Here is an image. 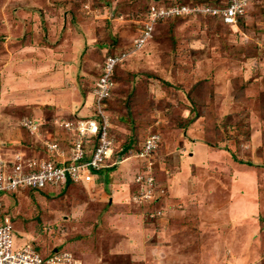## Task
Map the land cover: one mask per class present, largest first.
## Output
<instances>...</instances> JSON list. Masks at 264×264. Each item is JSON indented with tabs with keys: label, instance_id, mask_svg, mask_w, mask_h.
Listing matches in <instances>:
<instances>
[{
	"label": "rangeland",
	"instance_id": "374dc122",
	"mask_svg": "<svg viewBox=\"0 0 264 264\" xmlns=\"http://www.w3.org/2000/svg\"><path fill=\"white\" fill-rule=\"evenodd\" d=\"M156 1L221 0H0L1 150L43 155L44 143L55 138L67 157V131L53 123L60 115L54 114L52 100L60 92L81 96L75 116L64 117L89 116L92 85L105 59L131 51L147 8ZM239 23L233 28L208 16H188L160 24L145 49L116 68L117 86L109 100L119 145L131 143L136 154L150 135H160L162 146L151 158L150 172L149 162L135 156L128 160L134 163L130 177L116 167L97 172V185L87 189L71 185L56 197L40 190L18 199L9 195L6 205L16 212V228L28 232L19 237H32L46 254L62 243L78 255L85 251L87 264H264V0H256ZM15 41L19 46L12 45ZM18 50L20 68L8 61ZM64 62L74 66L72 75L66 73L62 84H48ZM27 64L36 69L32 79ZM84 106L87 114L81 115ZM25 119L44 127L31 135L20 124ZM157 121L186 136L190 124L199 123L207 132L197 140L203 146L214 142L206 143L211 152L203 147V158L195 161L198 151L191 143L167 148L168 128ZM146 171L152 184L137 183ZM117 192H122L118 204ZM250 196L254 201L247 200ZM108 215L132 219L110 231H116L109 239L116 246L112 255L106 250L109 240L97 232L100 226L110 228ZM254 218L258 227L246 235L253 254L243 250L237 260L223 259L225 242L238 241L234 236L220 240L221 231L246 233Z\"/></svg>",
	"mask_w": 264,
	"mask_h": 264
},
{
	"label": "built area",
	"instance_id": "2783aa9c",
	"mask_svg": "<svg viewBox=\"0 0 264 264\" xmlns=\"http://www.w3.org/2000/svg\"><path fill=\"white\" fill-rule=\"evenodd\" d=\"M256 0H221L216 4H184L179 2L166 4L156 1L146 12L145 20L131 51L115 52L109 55L102 66L95 85H92L90 115L69 119L60 115L53 120L54 125L67 131V157L61 152L58 139H48L43 155H29L24 151L3 152L0 148V264H82L81 260L69 249L52 250L46 254L37 249L36 243H17L18 230L15 226L16 212L6 205L9 195L18 198L31 190L45 191L47 188L64 187L69 181L89 184L96 172L122 164L130 157H139L149 162L161 146L158 134L150 135L135 154L126 145L115 142L111 133V114L109 100L115 93L117 81L116 68L123 65L133 52L145 49L153 39L157 27L179 17L197 18L208 16L224 25L238 27L239 21L247 16ZM30 134L39 133L44 127L40 121L22 120ZM131 143H128V145ZM6 147V144H2ZM132 146V144H131ZM138 151V150H137ZM139 175L137 182L152 184L153 177ZM147 196L149 197L150 194ZM147 197V198H148Z\"/></svg>",
	"mask_w": 264,
	"mask_h": 264
},
{
	"label": "crops",
	"instance_id": "0c3cea01",
	"mask_svg": "<svg viewBox=\"0 0 264 264\" xmlns=\"http://www.w3.org/2000/svg\"><path fill=\"white\" fill-rule=\"evenodd\" d=\"M15 22L17 23V20ZM21 25H23V24H21ZM14 34H17L19 36L22 33H20V30L19 31L16 30V33H14ZM18 43H19V41H15L12 45L19 46ZM12 58H11V60H8V61L11 62L10 63L11 66L20 68V64H19V59H21V57H20V51L18 50L16 54H12ZM64 63L65 64L61 66L60 70H57L56 72H54L51 75V78H48V81H47L48 84H52V81L53 80H54L55 83L62 84L63 78H65L66 75H69V76L72 75V70H73L74 66L70 62H64ZM42 67L45 68V66H43V65H42ZM68 67H71V69L68 70V71H66V68H68ZM26 69H28L29 72L31 70H36L35 68L31 67L30 64H27L26 65ZM35 73H36L35 71H34V73H33V71H31L30 73H28V75L30 76L29 78L32 79L35 76ZM58 94H60V95L57 97V99H53L52 100V104L55 105V107H57V109L54 107L56 109V112L54 114H56V115H68V116H71V115L74 114V116H75V109H76V107H74V105H77L78 104L79 99H80L81 96L78 97L76 95H71V93H68V92L66 94H64L62 92H60ZM90 99H91V97H90ZM82 109L83 110H80L81 115H86L87 114L86 113L87 112L86 107L84 106V108H82ZM84 109L86 111L85 113H84ZM172 110H174L173 107H172ZM89 111H90V106H89L88 114H89ZM149 113L155 114V110L152 109V108H150ZM151 117L152 118H155L154 115L151 116ZM160 117H162V116H160ZM157 120H161V118H158L157 117ZM157 123H158V125L156 123L155 124L157 126H159V127H167L168 128L166 130V132H164V138H166V140H165L166 142L165 143H168L167 148L176 147V148H174V150L180 149L177 146L178 143H184L183 144L184 145L183 148H187L188 146H190L189 143H191L192 144L191 149L196 150V148H197V151H198V155L197 156L195 155V152H194V154H193L194 156L191 158V160H193L194 158L198 159V156L200 157L199 159H202L203 158V157L201 158V156L199 155V150L202 149L203 147H204L205 150H207V152L208 151L211 152L210 147L206 144V142H202L204 144V146H203L202 144H200L201 141L200 140H197V139H204L205 133L207 132L205 130V128L201 129L199 127V123H197V122L194 121V122H192V124H190V126L188 128L189 136L184 135V131L182 129H172V128H170L171 126H168L167 124L163 126V124L162 125L159 124L160 121H157ZM142 126L145 127V128H149L145 124H142ZM194 126H196V128H198V129L195 130L196 128ZM181 134H183L184 136H181ZM1 147H3L2 144H1ZM16 149L19 150V149H23V148H16ZM196 159H194V160L196 161ZM211 159L212 158L210 157L209 160L212 161ZM128 160H130V159H127L124 163H122L121 165L118 166V170H121V168H124L125 169V172H124L123 177H125V176L130 177V174L134 171V169H133L134 168L133 161H128ZM201 164H203V163H201ZM184 171H187V170L185 169ZM183 174L186 175V173H184V172H183ZM95 178H96V176H95ZM94 185H97V181H95ZM26 195H27L26 193L25 194L24 193L23 194L22 193L21 194H18V198L19 197H22L23 198ZM121 196H122V192H117V194H116V204H118V201H119V199H121ZM5 200L7 202V197L5 198ZM247 200L254 201V199L251 196ZM263 208L264 207L262 206V209ZM258 211H260V210H258ZM262 211L264 212V209ZM128 219L129 220H132L130 218H128ZM128 219H120V220H117L116 217H112L110 215H108L107 217L105 216V221H107L110 224V228L109 229H103V227L100 226V229H97V232L105 236L104 240H109L110 239V236H113V234H116V231L113 232V233L110 232L111 230L115 229L116 223H120V225H121L124 220H128ZM98 220H100V219H98ZM254 221H256L255 218H254ZM246 227H247L246 233H241L242 231H238L237 233H240V234H236V232H232L233 229H229V228H227L224 232L221 231V238H220V240L221 239H224V238H231L232 236H234L232 238L233 239L236 238V240L238 241V243L237 244L235 243L234 245L231 244V243L228 244L227 242H225V248H227L228 251L226 252V254L221 253L222 255H220V256L223 259H225V260H228V259H231V260L232 259H235V260H237L240 256H242V257L244 256V253L242 254L243 250L246 251L245 252L246 254L247 253L249 254V251H248L249 250V247H248V238L246 237V235L248 234L247 232H249L251 230L254 231L258 227V223L256 221L253 224H250V225L247 224V226H245L244 228H246ZM17 228H18V234H17L18 239H17V243L19 245H24V244H26L28 242H31L30 240L34 241V239H32V237L30 236V234H29V236L31 237V239L29 241L24 240L22 238H19V236L21 235V233H23V231H24V234L25 235H27L28 232H26V230H24L21 227H18L17 226ZM244 228L243 227L242 228H239V230H244ZM128 230L129 231L132 230L134 232L133 234H135V232H137L133 227H130V226L128 227ZM117 231H120V230H117ZM122 231H125V230H122ZM210 237L211 236L207 237L208 240H209ZM73 243H75V242H73ZM106 250H107L108 253H111V255L112 254H116V246H112L110 240H109L108 248ZM211 251H213V250H210V252ZM251 252H252V250H251ZM251 254H253V253H250L249 255H251ZM78 257H80V259L82 260V264H87V258H86V252L85 251L79 252V256ZM156 257H158V255H156L154 258H156ZM216 257L218 258V255H216ZM211 259L213 260V259H215V257L213 256ZM223 259L221 261H224Z\"/></svg>",
	"mask_w": 264,
	"mask_h": 264
},
{
	"label": "clouds",
	"instance_id": "9594fccd",
	"mask_svg": "<svg viewBox=\"0 0 264 264\" xmlns=\"http://www.w3.org/2000/svg\"><path fill=\"white\" fill-rule=\"evenodd\" d=\"M248 15V14H247ZM215 19V18H214ZM216 20V19H215ZM217 21V20H216ZM218 22H220V21H218ZM221 23V22H220ZM240 24V23H239ZM224 25V24H223ZM228 26V25H227ZM230 27V26H229ZM233 30H236V29H233ZM87 116V115H86ZM85 116V117H86ZM112 126H113V124H112ZM112 126H111V133H112ZM113 134V133H112ZM114 135V134H113ZM116 137V136H115ZM115 142H116V139H115ZM119 144V143H118ZM161 146H162V144H161ZM160 146V147H161ZM131 147V144H126V150L127 149H129ZM130 160H132V157H130L129 158ZM126 161V160H125ZM124 161V162H125ZM123 162V163H124ZM121 165V164H120ZM119 166V165H118ZM118 166H114V167H111V168H105V169H108V170H113L114 168H118ZM97 173V172H96ZM95 173V174H96ZM139 176V175H138ZM137 179V178H136ZM96 181V178H95V176H94V178H93V180L89 183V184H91V183H93V182H95ZM137 182V181H136ZM138 183V182H137ZM89 184H87V185H84V184H81V183H77V182H71V181H69L64 187H57L58 189L56 190V189H54V188H52L50 191H46V192H44V191H42V192H44V193H49V192H51V193H55L56 194V196H58V195H60L61 193H63V192H66V190H67V192H69V187L71 186V185H81V186H83L85 189H87V186L89 185ZM64 190V191H63ZM27 194V193H26ZM15 198V197H14ZM17 199V198H16ZM15 224V223H14ZM15 226H16V224H15ZM17 229V228H16ZM104 229V228H103ZM18 230V229H17ZM19 238H22V239H25L26 237L25 236H21V237H19ZM36 243V241H32L31 240V242H28V243ZM36 245H37V243H36ZM66 247V246H65ZM65 247H63V243H62V245L60 246V247H57V248H55L54 250H59V249H68V248H65ZM37 249H39V247H38V245H37ZM69 250H71V249H69ZM75 255H76V257L78 258V259H80V257H78L79 255L76 253V252H74L73 250H71ZM81 260V259H80ZM81 263H82V260H81Z\"/></svg>",
	"mask_w": 264,
	"mask_h": 264
},
{
	"label": "trees",
	"instance_id": "16d2710c",
	"mask_svg": "<svg viewBox=\"0 0 264 264\" xmlns=\"http://www.w3.org/2000/svg\"><path fill=\"white\" fill-rule=\"evenodd\" d=\"M218 3H220V1H218L216 4H218ZM119 67H120V66H119ZM119 67H117V68H119ZM115 79H116V76H115ZM259 115H260V114H259ZM206 143H214V142H208V141H206ZM234 157H235L234 159H236V158H237V155H234ZM243 163H248V164H250V162H246V161L243 162ZM250 165H253V164H250ZM32 191H34V190H31V191H29V192H32ZM29 192H28V193H29ZM34 192H36V191H34ZM43 193H44V192H43ZM46 194H47V193H46ZM53 194H54V195H53ZM53 194H52V195L56 197V194H55V193H53Z\"/></svg>",
	"mask_w": 264,
	"mask_h": 264
},
{
	"label": "bare ground",
	"instance_id": "6f19581e",
	"mask_svg": "<svg viewBox=\"0 0 264 264\" xmlns=\"http://www.w3.org/2000/svg\"><path fill=\"white\" fill-rule=\"evenodd\" d=\"M178 189H180V188H178ZM238 190V189H237ZM209 201V200H208ZM246 211L248 212V210L246 209ZM250 212V211H249Z\"/></svg>",
	"mask_w": 264,
	"mask_h": 264
}]
</instances>
